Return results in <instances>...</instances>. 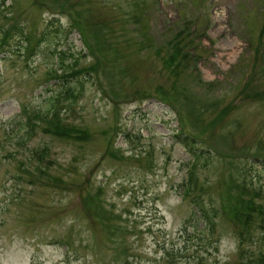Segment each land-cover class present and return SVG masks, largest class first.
<instances>
[{
    "label": "rangeland",
    "instance_id": "1",
    "mask_svg": "<svg viewBox=\"0 0 264 264\" xmlns=\"http://www.w3.org/2000/svg\"><path fill=\"white\" fill-rule=\"evenodd\" d=\"M263 159L264 0H0V264H253Z\"/></svg>",
    "mask_w": 264,
    "mask_h": 264
},
{
    "label": "trees",
    "instance_id": "2",
    "mask_svg": "<svg viewBox=\"0 0 264 264\" xmlns=\"http://www.w3.org/2000/svg\"><path fill=\"white\" fill-rule=\"evenodd\" d=\"M172 59H173V57H172ZM52 116L55 119L58 118V116L53 114V113H52ZM26 122H27V124H29V123L32 124L30 119H28ZM48 125L50 127L52 126V128H54L56 130L60 129L57 121L54 123H50ZM261 163L264 164V159H263V161H261ZM190 180L191 179H186L185 183L187 185H189ZM185 183H184V188H183V195H187L189 193L188 187L185 186ZM248 185H249V183H248ZM242 194H243L242 193V187L236 185V189L234 191V194L231 197V199L234 200V205L229 204V207L226 208L227 214L231 215L232 217L236 216L237 221L241 220V223H242L241 228L243 230L241 240L243 239L245 234L250 233V223H251V220L253 219V217H261L262 214H264L263 206L256 204L253 201L249 202L245 198L241 199ZM227 199H228V196L226 195V200ZM191 201L193 202L192 204H194L196 207L200 208L199 211L197 210L200 213H194L193 212L192 214L193 215L197 214L199 218H204L207 222L210 221V219L208 218L207 212L204 210V208L201 205L200 197H197L194 195L191 197ZM252 263L253 264H264V253H262V252L258 253L257 257H255V259L252 260Z\"/></svg>",
    "mask_w": 264,
    "mask_h": 264
}]
</instances>
